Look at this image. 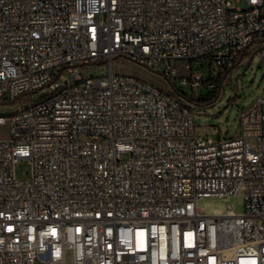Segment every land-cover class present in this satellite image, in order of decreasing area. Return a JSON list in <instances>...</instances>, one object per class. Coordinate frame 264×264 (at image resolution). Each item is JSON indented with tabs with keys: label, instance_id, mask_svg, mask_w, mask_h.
<instances>
[{
	"label": "built area",
	"instance_id": "2783aa9c",
	"mask_svg": "<svg viewBox=\"0 0 264 264\" xmlns=\"http://www.w3.org/2000/svg\"><path fill=\"white\" fill-rule=\"evenodd\" d=\"M232 1L0 0V264H264V94L217 140L185 98L194 61L223 75L258 45L264 68V0Z\"/></svg>",
	"mask_w": 264,
	"mask_h": 264
},
{
	"label": "rangeland",
	"instance_id": "374dc122",
	"mask_svg": "<svg viewBox=\"0 0 264 264\" xmlns=\"http://www.w3.org/2000/svg\"><path fill=\"white\" fill-rule=\"evenodd\" d=\"M248 4L245 0H233L232 7L246 9ZM264 45V43H263ZM258 45H254L245 52L242 62L233 70L223 74L220 78V94L211 104L197 106L195 104V134L203 135L213 140L230 138L238 133L239 119L241 113L262 94H264V68L255 54ZM183 63L178 62V69L181 70ZM192 69L195 74L203 78L208 76L215 77V66L208 59L192 62ZM84 75L102 74L106 69L101 65L91 66L88 69H80ZM114 73L132 75L149 83H152L164 90L169 88L168 81L151 70L138 65L137 63L117 59L114 64ZM189 74L190 71H183ZM68 74L65 72L60 79H66ZM209 84V83H208ZM206 84L193 90V96L198 97L200 93L213 90L212 86ZM214 84V82H213ZM208 86V87H207ZM15 105L12 106L14 108ZM6 112L7 109L0 108ZM10 138V125L8 122L0 124V140ZM249 145L254 147L257 144L255 137H247ZM127 154L122 155L126 158ZM15 176L18 179H26L30 175V163L26 158L20 159L14 167ZM225 202H239V197L230 199H219L216 197H206L199 200L198 204L214 213L221 212Z\"/></svg>",
	"mask_w": 264,
	"mask_h": 264
},
{
	"label": "trees",
	"instance_id": "16d2710c",
	"mask_svg": "<svg viewBox=\"0 0 264 264\" xmlns=\"http://www.w3.org/2000/svg\"><path fill=\"white\" fill-rule=\"evenodd\" d=\"M221 76L222 75H217L216 77L208 76L207 78H203L202 86H205L208 83L209 84L212 83L211 86H212L213 90L208 91L206 93H200L198 95V97H194L193 96L194 94H193L191 97H185L186 100L192 101L197 106H202V105H207V104L213 103L218 98V96L220 94L219 87H220ZM213 82H214V84H213Z\"/></svg>",
	"mask_w": 264,
	"mask_h": 264
},
{
	"label": "bare ground",
	"instance_id": "6f19581e",
	"mask_svg": "<svg viewBox=\"0 0 264 264\" xmlns=\"http://www.w3.org/2000/svg\"><path fill=\"white\" fill-rule=\"evenodd\" d=\"M206 197H216V198H219V199H230V198H234L235 196H230V197H219V196H215V195H209V196H204V197H202V198H206ZM202 198H200V199H202ZM200 199H199V200H200ZM199 200H198V202H199ZM230 203H232V202H225L224 205H223V208H222L221 212H219V213H223V211H224V207H225L226 205L230 204ZM236 206H237V208L239 209V208H240V203L237 202V203H236Z\"/></svg>",
	"mask_w": 264,
	"mask_h": 264
}]
</instances>
